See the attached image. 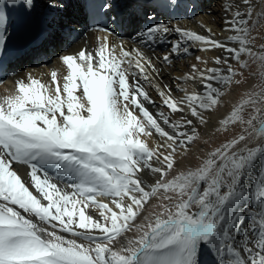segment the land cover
Masks as SVG:
<instances>
[{"label": "snow or ice", "instance_id": "snow-or-ice-1", "mask_svg": "<svg viewBox=\"0 0 264 264\" xmlns=\"http://www.w3.org/2000/svg\"><path fill=\"white\" fill-rule=\"evenodd\" d=\"M15 2L0 0V5ZM23 2L27 8L32 7L33 0ZM168 2L175 5L177 0ZM242 2L247 12L236 11L225 20L230 25L227 30L236 33L229 39L239 44L238 48L164 23L146 29L141 43L158 39L163 42L175 32L182 40L170 42L173 54L187 53L189 49L182 41L191 40L223 48L241 69L248 67L242 55L258 56L264 64V51L257 54L248 47L252 0ZM54 4L55 0H50L49 6ZM109 6L105 3L104 9ZM95 27L111 34L106 27ZM5 39L0 36V50ZM115 53V48L109 50L105 35L94 54L81 49L75 57H61L67 68L62 88L57 85L53 89L29 75V83L18 81L17 93L0 103V264H199L198 243L210 242L224 219L222 206L244 191L241 178L256 155L264 154V84L258 92L247 93V98L222 122L241 125L238 135L215 148L195 170L168 179L177 148L186 150L195 135L194 128L192 135L180 129L193 121L182 118L183 122H170L168 116L159 113L163 124L172 129V133L165 131L145 107L144 102L154 101L137 79L150 83L149 70L158 72L156 65L138 48L128 51L121 46L119 55ZM163 61L170 62V56L164 55ZM215 63L227 64V57L218 56ZM193 72L204 82V95L186 94L176 100L167 86V91L158 89V94L172 112H182L180 105L186 102L191 116L203 123L198 109L216 105L214 94H220L212 82L228 85L243 72L231 64H227L226 74L220 68L201 70L195 65ZM52 78L55 84V72ZM78 88L80 93L76 95ZM245 107L251 108L247 119L242 115ZM153 129L166 138L165 146L171 150L167 154L150 149L141 139L150 136ZM153 159L159 167L153 166ZM49 163L58 165L57 172L45 171L42 165ZM16 164L27 166L29 180L18 175ZM145 169L159 174L150 190H146L141 175ZM260 173H264V165ZM61 182L64 187L59 186ZM158 194L168 203H161L160 211L145 217L147 224H135L144 205ZM97 197L109 198L119 212L97 201ZM252 199L254 207L234 212L223 229L219 254L227 249L236 257L228 264H264V179L259 181ZM91 207L99 210V219L86 214L85 209ZM240 215L250 219L237 245L232 233L240 226ZM133 228L141 234L129 240L128 247L114 249L116 238Z\"/></svg>", "mask_w": 264, "mask_h": 264}, {"label": "bare ground", "instance_id": "bare-ground-1", "mask_svg": "<svg viewBox=\"0 0 264 264\" xmlns=\"http://www.w3.org/2000/svg\"><path fill=\"white\" fill-rule=\"evenodd\" d=\"M114 1L115 4H119L122 7H132L129 0ZM153 1L155 10L147 16V18H153V23L148 27L160 23H164L171 28L187 27L188 31L225 42L228 47H239V44L230 41L229 38L236 35V33L227 30L230 25L226 24L225 20H230L236 11L247 12V7L242 0H177L175 5L169 4L168 0ZM49 5L50 0H33L30 10L38 17V26L42 31L41 38L30 49H25L12 63L10 68L14 73L9 76L7 81L0 84V103L3 102L6 96H12L17 93L18 81L24 80L25 83H29V75L40 80L43 84L51 86L53 89L57 85L62 88L64 77L67 75V68L61 61L60 55L67 52L79 53L81 49H87L94 54L98 45L103 42V37L101 39L97 38L93 30L86 32V36L82 34L84 16L81 0H55L54 6L50 7ZM144 6L149 9L154 8L147 5ZM144 6L130 11L131 17L128 21L126 20V25L122 21V26L119 28L120 33L123 34L122 38L120 39L118 34H110L108 45L110 50L112 48L116 49L115 54L117 56L119 55L117 48L121 47V44L128 51L140 48L156 65L158 72L149 70L150 83L140 77H137V79L140 80L144 91L154 101L152 104L144 102L145 107L150 111V114L154 115V118L158 119L165 131L172 133V129L163 124V120L159 118V113L168 116L170 122H183L182 118L183 120L191 119L193 121L192 125L180 129L181 132H187L192 135L194 128L195 135L188 142L186 150L184 148H177L176 150L173 157L174 166L171 170H168L167 176L168 179H174L181 173L186 174L198 168L215 148L231 140L234 135L239 134L241 125L231 122L225 125L222 122L247 98V93L260 90V86L264 84V79H262V76H264V72H262L264 64L258 59V56L249 57L248 55H242L241 59L248 62V67L241 69L237 61L231 59V54L227 53L223 48H210L209 45L203 42L191 40L182 41L183 47L189 49L187 53L181 51L180 54H173L170 42L182 40L181 36L175 32L171 33L173 36L168 40V44L164 49L150 52L147 48L151 43H141V26L146 21V18L142 21L138 19L141 17L137 15V12L144 11ZM226 9L228 10L226 11ZM126 11H129V9ZM245 19H248V17H245ZM128 24H131V26ZM248 29V47L259 54L264 51V0H252V13L251 18L248 19ZM166 54L170 56V62L163 61V56ZM218 56L221 58L227 57V64H231L238 72H243V75L234 77L233 82L228 85L212 82L213 87H216L220 94L219 96L214 94V98L217 99L216 105L208 110L198 109L201 111L203 123L191 116L186 102L180 105L183 108L182 112H172L163 104L158 94V89L167 91L166 86L172 89V97L176 100H180L186 94L204 95L206 92L203 86L204 82L198 74L193 72V65L201 70L220 68L226 74L227 64L215 63V59ZM197 57H200V60H197ZM54 72L56 73L55 84H53L52 78ZM193 76H195V79L192 78ZM235 80H240L241 83L236 84ZM77 93L79 95V88ZM249 112H251V108L245 107L242 113L245 119H247ZM141 139L150 149H155L165 154L171 151L165 146L166 138H161L154 129L150 136H141ZM182 139H186V137H182ZM158 145H160L159 148L157 147ZM152 163L154 167L160 166L155 159H153ZM262 165H264V154H257L249 171L241 178V186L244 191L242 193L237 192L222 206L221 212L224 215V219L220 221L217 230L212 234L210 242L200 241L198 243L199 264H221L224 261L225 264H228V261L235 260V255L228 253L227 249L224 250L223 255L219 254L218 249L223 238V229L225 225H228L229 219L233 217L234 212L254 207L253 193L259 181L264 179V173H260ZM42 166L49 173H55L58 170V165L54 163ZM14 168L23 180H29L26 165L16 164ZM141 175L147 186L146 190H150V186L159 178V174H154L148 169H145ZM59 186L64 187V184L61 182ZM66 190L72 191L71 188ZM30 191L38 196L34 189L30 188ZM168 195L175 196V193L169 192ZM96 199L101 203L108 204L113 211L119 212V209L115 208L109 198L97 197ZM42 203L46 204L47 202L42 201ZM161 203H168V201L162 200V194L151 197L134 223L147 224L144 218L151 217L153 213L160 211L159 205ZM256 203H259V201ZM85 211L86 214L92 215L94 219L100 218L99 210L96 207L85 209ZM22 214L27 215L23 212ZM31 219L38 223L35 217H31ZM249 219L248 215H240L239 217L240 226L236 232L232 233L237 245L241 243L243 229L247 226ZM43 226L48 227L47 225ZM92 231L96 235L100 234L98 230ZM58 234L64 235L69 239L73 238L68 233ZM140 234L135 228L130 232L123 233L114 241V249L128 247V241L135 240ZM77 239L78 242L83 243L79 238Z\"/></svg>", "mask_w": 264, "mask_h": 264}]
</instances>
